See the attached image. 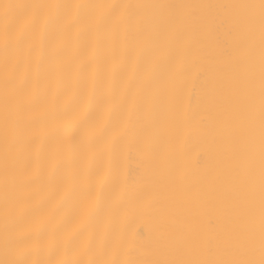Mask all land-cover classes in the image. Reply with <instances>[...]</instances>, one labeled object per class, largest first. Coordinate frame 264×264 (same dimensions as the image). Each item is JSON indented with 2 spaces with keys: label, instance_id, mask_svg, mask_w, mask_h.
I'll use <instances>...</instances> for the list:
<instances>
[{
  "label": "snow or ice",
  "instance_id": "obj_1",
  "mask_svg": "<svg viewBox=\"0 0 264 264\" xmlns=\"http://www.w3.org/2000/svg\"><path fill=\"white\" fill-rule=\"evenodd\" d=\"M197 69L217 127L174 154ZM0 87V264H264V0H0ZM191 142L222 228L164 202ZM133 206L158 232L117 227Z\"/></svg>",
  "mask_w": 264,
  "mask_h": 264
},
{
  "label": "bare ground",
  "instance_id": "obj_2",
  "mask_svg": "<svg viewBox=\"0 0 264 264\" xmlns=\"http://www.w3.org/2000/svg\"><path fill=\"white\" fill-rule=\"evenodd\" d=\"M140 3H156L160 0H133ZM169 2H202V0H169ZM203 2L212 3H230V2H246V0H203ZM258 50V36H257ZM226 59V57L224 58ZM258 66H257V120H256V174L257 184L259 177V95H258ZM204 84L200 79L199 70H194L191 74L189 82L183 93L184 106L194 114L198 119L207 122V127L199 130L189 128L185 132V139L174 147V154H184L186 151L185 143L188 138L199 133L207 134L211 129L217 127V115L208 107L207 97L204 94ZM3 89L0 87V118L3 115ZM236 123V122H234ZM237 126H239L237 124ZM206 145H199L195 142L188 144L187 155L181 162V167L187 172V179L183 184L164 177H161V184L164 187L165 204L175 205L179 207L186 217L193 215L199 216L200 228L207 232L213 223L218 228H222V223L218 219V209L213 207L212 201L215 199V191L206 179V166L204 165L201 153L205 150ZM126 152H135V148L129 145ZM142 169V163L139 158L126 159L124 161L125 173L131 171L133 174L137 170ZM3 181H4V156L3 147L0 143V202L3 199ZM99 192V188L97 189ZM117 227L127 231L133 236H152L153 232H158V224L155 223L151 216L142 214L135 206L129 208L122 218L117 222Z\"/></svg>",
  "mask_w": 264,
  "mask_h": 264
}]
</instances>
